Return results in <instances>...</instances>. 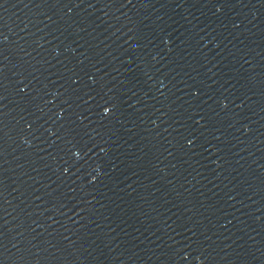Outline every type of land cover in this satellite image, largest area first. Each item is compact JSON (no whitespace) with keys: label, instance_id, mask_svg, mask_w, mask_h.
<instances>
[{"label":"water","instance_id":"obj_1","mask_svg":"<svg viewBox=\"0 0 264 264\" xmlns=\"http://www.w3.org/2000/svg\"><path fill=\"white\" fill-rule=\"evenodd\" d=\"M0 264H264V0H0Z\"/></svg>","mask_w":264,"mask_h":264}]
</instances>
